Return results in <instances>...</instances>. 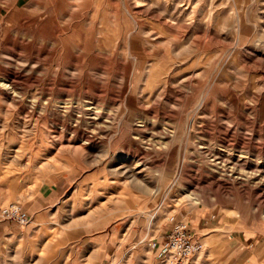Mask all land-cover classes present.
Returning <instances> with one entry per match:
<instances>
[{
	"label": "rangeland",
	"instance_id": "obj_1",
	"mask_svg": "<svg viewBox=\"0 0 264 264\" xmlns=\"http://www.w3.org/2000/svg\"><path fill=\"white\" fill-rule=\"evenodd\" d=\"M0 264H264V0H0Z\"/></svg>",
	"mask_w": 264,
	"mask_h": 264
},
{
	"label": "built area",
	"instance_id": "obj_2",
	"mask_svg": "<svg viewBox=\"0 0 264 264\" xmlns=\"http://www.w3.org/2000/svg\"><path fill=\"white\" fill-rule=\"evenodd\" d=\"M0 216L6 220L13 219L19 224H25L27 220L18 206L8 204L0 210ZM167 239L162 245V250L165 253L167 260L174 264L179 263L190 257L196 250L200 248L199 242L193 236V233L179 224H174L168 229Z\"/></svg>",
	"mask_w": 264,
	"mask_h": 264
}]
</instances>
